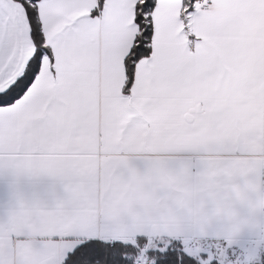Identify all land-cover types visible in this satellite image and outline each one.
<instances>
[{"label":"snow or ice","instance_id":"1","mask_svg":"<svg viewBox=\"0 0 264 264\" xmlns=\"http://www.w3.org/2000/svg\"><path fill=\"white\" fill-rule=\"evenodd\" d=\"M0 264H264V0H0Z\"/></svg>","mask_w":264,"mask_h":264}]
</instances>
